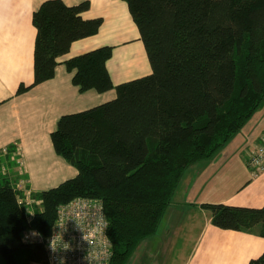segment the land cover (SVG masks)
<instances>
[{"label":"trees","instance_id":"trees-1","mask_svg":"<svg viewBox=\"0 0 264 264\" xmlns=\"http://www.w3.org/2000/svg\"><path fill=\"white\" fill-rule=\"evenodd\" d=\"M139 29L151 73L115 84L113 46L65 62L84 93L116 91V98L61 117L51 134L58 155L76 177L33 195L30 222L21 193L0 185L3 264H48L46 241L62 205L102 200L113 244L111 264H128L154 236L187 169L214 157L264 105V0H123ZM89 0H47L34 12L35 80H51L72 45L95 36L102 17L86 19ZM221 230L264 238V206L203 203ZM37 230L42 242L25 241ZM248 264H264V253Z\"/></svg>","mask_w":264,"mask_h":264},{"label":"crops","instance_id":"crops-1","mask_svg":"<svg viewBox=\"0 0 264 264\" xmlns=\"http://www.w3.org/2000/svg\"><path fill=\"white\" fill-rule=\"evenodd\" d=\"M47 0H0V185L3 179L17 190L33 195L57 187L78 171L58 155L51 138L59 120L116 98L115 90L82 93L73 82L65 62L104 46H113L112 67L121 56L123 68L134 76L150 74L151 65L141 35L123 0H89L86 19L102 17L95 36L79 40L60 58L56 75L40 85L18 93L35 80L34 53L37 30L34 12ZM77 5L86 0H63ZM129 64V65H127ZM129 71H126L128 73ZM264 141V105L243 129L214 157L186 170L158 232L144 240L128 264H248L264 253V238L254 232L221 230L212 223L203 203H226L238 207L264 206V173L254 176L249 158L254 146ZM186 223L174 229L177 219ZM159 246V247H158ZM165 252L164 258H160Z\"/></svg>","mask_w":264,"mask_h":264},{"label":"built area","instance_id":"built-area-1","mask_svg":"<svg viewBox=\"0 0 264 264\" xmlns=\"http://www.w3.org/2000/svg\"><path fill=\"white\" fill-rule=\"evenodd\" d=\"M6 154L7 150L1 152L0 160ZM249 166L254 176L264 173V141L253 147ZM18 191L21 193L20 204L32 222V207L37 201L32 191ZM24 238L28 242L43 241L37 230L29 231ZM46 248L48 264H111L113 244L102 200L80 197L62 205Z\"/></svg>","mask_w":264,"mask_h":264},{"label":"rangeland","instance_id":"rangeland-1","mask_svg":"<svg viewBox=\"0 0 264 264\" xmlns=\"http://www.w3.org/2000/svg\"><path fill=\"white\" fill-rule=\"evenodd\" d=\"M146 59L148 60V57H146ZM122 58L121 56H116V58L114 59V61L112 62V67L114 69V72L116 73V75L119 77V78H116L117 81H122V82H126V81H131L133 79H137V78H140L142 76H145V75H148V74H141L142 76H134L133 71L131 69H127V68H123L120 64ZM149 62V60H148ZM129 65V64H127ZM126 71H129L128 73H126ZM61 119V118H60ZM63 158V157H62ZM64 160H66L65 158H63ZM67 161V160H66ZM36 204V203H35ZM34 204V205H35ZM34 205L32 207L33 211L35 210L34 209ZM263 207V206H262ZM35 213V212H34ZM211 216V215H210ZM33 217V216H32ZM182 216L177 219L176 223L174 224V229H177L178 226L180 225H185L186 223H181L180 220H181ZM159 247V246H158ZM166 255L165 252H161L159 257L162 259L164 258ZM0 264H3V259L0 255Z\"/></svg>","mask_w":264,"mask_h":264}]
</instances>
